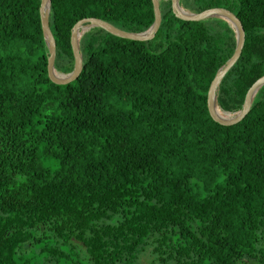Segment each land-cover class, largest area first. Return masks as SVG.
<instances>
[{
	"label": "trees",
	"instance_id": "16d2710c",
	"mask_svg": "<svg viewBox=\"0 0 264 264\" xmlns=\"http://www.w3.org/2000/svg\"><path fill=\"white\" fill-rule=\"evenodd\" d=\"M189 1L242 23L217 91L239 110L264 75V0ZM39 5L0 0V264H264V85L237 123L207 108L235 48L228 23L179 19L162 0L151 39L90 28L80 74L57 84ZM86 17L144 31L152 0H50L60 72Z\"/></svg>",
	"mask_w": 264,
	"mask_h": 264
},
{
	"label": "water",
	"instance_id": "95a60500",
	"mask_svg": "<svg viewBox=\"0 0 264 264\" xmlns=\"http://www.w3.org/2000/svg\"><path fill=\"white\" fill-rule=\"evenodd\" d=\"M171 4V10L173 14L182 20H192V21H198L203 20L209 17H216L223 19L228 23V25L232 28L234 32L235 37V48L231 56L226 60V62L218 68L216 71L212 81L210 82V85L208 87L207 91V108L211 115V117L224 125H231L234 123H237L241 119L244 118V116L249 112L252 101L254 99V96L256 95L259 88L264 85V75L260 76L258 79H256L252 85L248 88L244 101L242 103V106L239 110L236 111H226L222 109L219 104L217 103V91L220 85V82L226 72L235 64V62L238 60L243 45H244V28L242 26L241 21L238 19V17L229 9L224 7H210L206 8L200 12H195L192 10H188L185 7H183L179 0H170ZM153 5V13H154V20L152 24L144 31L140 32H132V31H126L121 28H118L114 26L113 24L102 20L100 18L95 17H86L79 19L75 22L71 29L70 33V44L73 54V68L70 72L64 73L58 71L54 67V60H55V40L53 37V34L49 27L48 22V15L50 10V0H40L39 5V18L41 23V28L43 32V36L48 48V57H47V72L49 78L57 84H66L71 82L72 80L76 79L78 75L80 74L82 70V54L80 52V38L82 35L87 32L90 28L93 27H100L107 32L121 37V38H127L132 40H149L151 39L156 31L159 28V25L162 20V14L160 9V0H152ZM183 9L181 11L180 9ZM84 28H87L84 30ZM219 106L221 110L224 112H227L230 114V117L228 118H222L218 116L215 112V106Z\"/></svg>",
	"mask_w": 264,
	"mask_h": 264
},
{
	"label": "bare ground",
	"instance_id": "6f19581e",
	"mask_svg": "<svg viewBox=\"0 0 264 264\" xmlns=\"http://www.w3.org/2000/svg\"><path fill=\"white\" fill-rule=\"evenodd\" d=\"M181 11H183L184 12V10L181 8L180 9ZM85 29H87V28H84V30ZM215 112H216V114L218 115V116H220V117H222V118H228V117H230V114H228L227 112H224L223 110H221L220 108H219V106H215Z\"/></svg>",
	"mask_w": 264,
	"mask_h": 264
},
{
	"label": "rangeland",
	"instance_id": "374dc122",
	"mask_svg": "<svg viewBox=\"0 0 264 264\" xmlns=\"http://www.w3.org/2000/svg\"><path fill=\"white\" fill-rule=\"evenodd\" d=\"M162 0H160V2H161ZM164 1H166V0H164ZM179 2H180V4L184 7V6H187V7H185L186 9H188V10H190V6H193V2L192 1H185V3H184V1L183 0H179ZM146 260V258L145 257H143L142 258V261H145Z\"/></svg>",
	"mask_w": 264,
	"mask_h": 264
}]
</instances>
